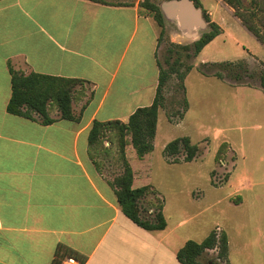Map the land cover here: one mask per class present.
I'll return each instance as SVG.
<instances>
[{
  "label": "crops",
  "instance_id": "0c3cea01",
  "mask_svg": "<svg viewBox=\"0 0 264 264\" xmlns=\"http://www.w3.org/2000/svg\"><path fill=\"white\" fill-rule=\"evenodd\" d=\"M108 2L0 0V264H52L61 243L84 264H183L187 239L168 221L162 230L135 223L90 157L93 122L127 121L153 102L159 80L155 21L138 3ZM10 66L87 80L73 103L78 119L43 124L8 112Z\"/></svg>",
  "mask_w": 264,
  "mask_h": 264
},
{
  "label": "rangeland",
  "instance_id": "374dc122",
  "mask_svg": "<svg viewBox=\"0 0 264 264\" xmlns=\"http://www.w3.org/2000/svg\"><path fill=\"white\" fill-rule=\"evenodd\" d=\"M105 1L138 3L142 14L151 15L142 6L145 0ZM149 1L161 6L169 0ZM201 1L210 18L222 27V33L197 57L187 61L193 68L184 80L186 90L181 88L176 75L168 82L164 105L159 110L154 150L140 157L129 145L126 156L136 176L135 184H152L158 190L170 229L182 238L198 242L213 229L225 230L232 264H264V87L258 79L237 82L205 75L198 69L205 61L245 59L253 71H259L264 68V45L224 0ZM243 2L248 5L251 0ZM165 18L166 35L157 53L164 65V50L169 40L193 41L178 36L179 31H183L177 28V20ZM149 21L159 36L161 27ZM209 28L207 22L206 27L199 30L200 35ZM149 62L145 55L146 74ZM120 77L121 73L109 99L114 97ZM185 97L187 110H184ZM182 136H189L199 146L200 153L191 161H184L181 153L176 156L180 161L171 162L175 157L165 155V146ZM223 142H228L227 153L216 160ZM99 160L101 170L112 179L122 172L113 154L103 153ZM155 201L156 198L150 196L143 202L146 215L152 213ZM215 254L210 251L206 256Z\"/></svg>",
  "mask_w": 264,
  "mask_h": 264
},
{
  "label": "trees",
  "instance_id": "16d2710c",
  "mask_svg": "<svg viewBox=\"0 0 264 264\" xmlns=\"http://www.w3.org/2000/svg\"><path fill=\"white\" fill-rule=\"evenodd\" d=\"M109 3L105 0H92ZM234 9V14L241 19L243 25L264 45V0H251L244 4L243 0H224ZM197 7L203 8V16L209 24V30L202 32L199 38L189 43L168 41L164 50V63L157 58L159 66V80L153 102L147 106L138 107L127 121L113 119L108 121L95 120L89 132V153L96 167L101 170L99 157L105 153L115 156L121 164L122 172L115 175L110 181L115 189L122 211L139 226L162 230L167 227L164 215V201L159 197L158 190L151 184L133 187L134 173L127 159L126 149L132 145L136 153L143 157L155 148L160 107L164 105L165 88L176 75L183 90H186L184 80L193 68L187 64L189 59L197 57L204 47L222 33V27L213 21L203 7L201 0H193ZM142 6L146 7L153 20L161 27L158 36L159 44L166 35V18L158 3L145 0ZM201 73L218 78H231L241 82L244 79H258L264 87V68L253 71L245 59L236 61H205L198 66ZM12 94L7 105L8 112L26 118H35L37 114L43 124H50L56 120L52 115L60 113V117L67 120H77L73 103L86 96L87 80L77 77L54 76L38 72L26 74L10 66ZM248 82V81H247ZM251 83V82H248ZM184 110L188 108V99L185 97ZM183 116V113H181ZM110 142V146L106 145ZM228 142H223L215 156L216 160L227 153ZM164 153L167 157H175L171 162H178L179 154H184V161L196 158L200 149L189 136L173 139L166 146ZM152 196L156 198L152 205V213L146 215L147 209L143 202ZM240 201V200H239ZM210 251L215 256L207 257ZM67 256H73L85 263L86 257L75 249L61 243L56 250V258L52 264H61ZM177 258L183 264H230L229 241L225 230H211L205 239L198 242L189 239L177 251Z\"/></svg>",
  "mask_w": 264,
  "mask_h": 264
},
{
  "label": "water",
  "instance_id": "95a60500",
  "mask_svg": "<svg viewBox=\"0 0 264 264\" xmlns=\"http://www.w3.org/2000/svg\"><path fill=\"white\" fill-rule=\"evenodd\" d=\"M161 8L167 19L177 20V25L186 38L196 40L200 37L199 30L207 25L203 8L197 7L193 0H169Z\"/></svg>",
  "mask_w": 264,
  "mask_h": 264
},
{
  "label": "built area",
  "instance_id": "2783aa9c",
  "mask_svg": "<svg viewBox=\"0 0 264 264\" xmlns=\"http://www.w3.org/2000/svg\"><path fill=\"white\" fill-rule=\"evenodd\" d=\"M61 264H82V263L80 260H78L73 256H67L62 260Z\"/></svg>",
  "mask_w": 264,
  "mask_h": 264
}]
</instances>
